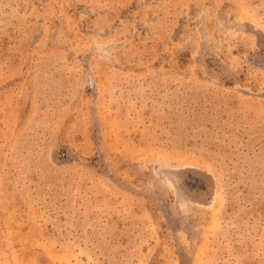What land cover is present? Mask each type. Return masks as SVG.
<instances>
[{
  "label": "rangeland",
  "instance_id": "374dc122",
  "mask_svg": "<svg viewBox=\"0 0 264 264\" xmlns=\"http://www.w3.org/2000/svg\"><path fill=\"white\" fill-rule=\"evenodd\" d=\"M0 264H264V0H0Z\"/></svg>",
  "mask_w": 264,
  "mask_h": 264
}]
</instances>
